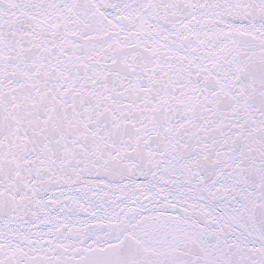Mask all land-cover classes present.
<instances>
[{
    "label": "snow or ice",
    "instance_id": "1",
    "mask_svg": "<svg viewBox=\"0 0 264 264\" xmlns=\"http://www.w3.org/2000/svg\"><path fill=\"white\" fill-rule=\"evenodd\" d=\"M0 264H264V0H0Z\"/></svg>",
    "mask_w": 264,
    "mask_h": 264
}]
</instances>
